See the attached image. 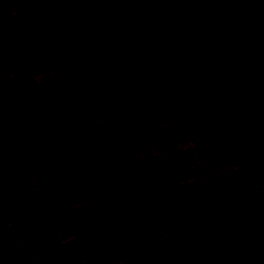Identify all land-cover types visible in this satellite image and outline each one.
<instances>
[{"label":"rangeland","instance_id":"1","mask_svg":"<svg viewBox=\"0 0 264 264\" xmlns=\"http://www.w3.org/2000/svg\"><path fill=\"white\" fill-rule=\"evenodd\" d=\"M155 1L64 0L48 5L47 0H0V166L14 168L0 188V228L21 226L14 240L16 251L0 254V264H60L75 250L80 251L75 259L79 264H126L132 252L119 249L123 230L168 239L164 207L178 202L194 208L205 232L221 227L225 204L250 206L252 219L260 225L252 243L264 255V160L251 151L264 133L263 72L258 75L259 90L249 91L252 70L264 60V0L251 5L241 0H163L180 18L173 31L147 20L131 27L127 7ZM219 10L247 14L237 35L214 26ZM26 11L33 12L32 27L14 33L8 22ZM11 48L17 54L7 59ZM141 64L153 67L161 78L182 82L187 105L222 94L241 98L211 127L169 108L165 89L145 113L132 109L122 115L111 108L99 115L92 124L94 140L129 152L145 167L148 182L166 192L147 224L137 217L135 196L127 193L129 219L115 228L110 195L92 176L87 184L91 181L94 189L82 192L78 187L73 192L81 176L25 159L58 114H84L92 103L88 92L102 81L139 83L136 69ZM23 192L52 200L60 218L46 220L37 210L14 209ZM80 219L91 222L97 237L77 236L74 225ZM29 222L30 230L23 226ZM58 224L59 231L54 229ZM42 233L50 239L39 243ZM20 253L25 258L16 262ZM150 258L151 264H165L162 253Z\"/></svg>","mask_w":264,"mask_h":264},{"label":"water","instance_id":"2","mask_svg":"<svg viewBox=\"0 0 264 264\" xmlns=\"http://www.w3.org/2000/svg\"><path fill=\"white\" fill-rule=\"evenodd\" d=\"M62 0H47L48 5L60 3ZM227 1V0H224ZM250 5L252 0H241ZM129 25L134 26L139 20L159 23L162 29L174 28L178 17L174 11L167 9L165 2L158 0L144 4H132L127 7ZM32 11H26L8 22V27L19 33L32 27ZM246 17L242 13L217 11L214 24L217 29L229 32L239 31ZM17 50L11 48L6 54L7 59L15 58ZM264 68V61L254 69L256 75ZM136 80L112 78L102 81L88 92L93 102L84 114H58L48 128L28 150L25 161L51 162L66 164L77 168L94 171L112 189L110 201L111 225L121 226L129 217L130 208L122 196V188L115 183V175L127 180V187L136 191L138 202L137 216L147 224L154 217L155 211L161 207L164 192L159 186L147 183L145 169L129 152H121L118 148H108L105 140H94L92 124L99 115L111 108L127 115L132 109L147 112L161 97V89L169 101V108L202 119L211 127L220 113L230 109L241 96L222 94L210 100H198L194 105L185 104L187 89L185 85L173 78H161L153 67L141 64L136 69ZM260 80L255 78L249 86L254 93L259 90ZM254 157L264 160V133L254 141L251 149ZM10 174L6 165L0 167V178ZM19 205L36 207L41 216L55 217L53 205L44 198L34 194H24L18 200ZM190 205L180 202L164 208L168 223L175 229V238L156 239L142 232H125L127 243L133 248V255L128 264H145L148 257L157 250H165L173 264H264V255L260 254L253 239L260 232V225L253 218V209L240 202L224 205L222 228L216 235H190L188 223L198 227L201 223L192 214ZM80 231L94 234V229L86 220L79 221ZM192 231V229H191ZM13 229L0 230V248L11 247Z\"/></svg>","mask_w":264,"mask_h":264},{"label":"flooded vegetation","instance_id":"3","mask_svg":"<svg viewBox=\"0 0 264 264\" xmlns=\"http://www.w3.org/2000/svg\"><path fill=\"white\" fill-rule=\"evenodd\" d=\"M62 1H64V0H62ZM163 1V0H162ZM224 1V0H223ZM227 1H230V0H227ZM165 2V1H164ZM252 2H253V0H252ZM61 3V2H60ZM166 3V2H165ZM47 4H48V2H47ZM56 4H59V3H56ZM252 4V3H251ZM250 4V5H251ZM166 5V4H165ZM167 7V6H166ZM167 9H169V10H171L170 8H168L167 7ZM219 11H228V10H219ZM229 12H238V13H242V14H244L245 15V17H246V20H245V22H244V24H243V26H242V28L239 30V31H234L233 29H231L229 32H224V31H222V30H220L221 32H223V33H226L227 35H237L238 34V32H240L242 29H243V27H244V25H245V23H246V21H247V14L246 13H244V12H241V11H229ZM127 13V12H126ZM177 15V17H178V22H177V25L179 24V21H180V18H179V16H178V14H176ZM128 16V15H127ZM128 20H129V18H128ZM158 26H159V28L161 29V30H163V31H165V30H168V32H170V31H173L176 27H177V25L174 27V28H171V29H162L161 27H160V25H159V23H156ZM214 26H215V24H214ZM131 27H133V26H131ZM216 27V26H215ZM188 35V34H187ZM190 36V35H189ZM262 61H264V60H262ZM262 61L261 62H259L256 66H258L260 63H262ZM255 66V67H256ZM255 67L253 68V70H252V75H253V79H255V78H259V80H260V86H261V78L258 76L259 74H262V72L264 73V68L263 69H261V70H259L258 71V73L255 75L254 74V69H255ZM260 88V87H259ZM187 93V92H186ZM186 96V95H185ZM168 100V99H167ZM169 102V101H168ZM185 103H186V100H185ZM92 104V103H91ZM90 104V105H91ZM187 104V103H186ZM190 105V104H189ZM173 110H178V111H181V110H179V109H173ZM182 112V111H181ZM223 113V112H222ZM222 113H220V114H222ZM70 114V113H69ZM219 114V115H220ZM219 117V116H218ZM218 119V118H217ZM108 148L109 149H112L111 147H109V145H108ZM125 152V151H124ZM137 161V160H136ZM138 162V161H137ZM27 163V162H26ZM36 163H38V162H36ZM40 163H42V164H44V165H46V166H51L52 168H54V169H61V170H70V171H72V173L74 174V175H79V176H81V179L82 180H79V182H78V185L76 184L75 186H73L72 187V189H73V192L78 188V187H80V191H82V192H85V191H87V190H89V189H94V186H95V184L93 185V183L90 181V183L89 184H87V182H88V179H87V177H89V176H92V178L93 179H95V181L96 182H98V183H100V184H102L105 188H106V193H108L109 195H110V201H111V191H112V189H111V187L105 182V181H103V180H101L100 178H99V176H98V174L96 173V172H94V171H89V170H85V169H81V168H77V167H75V166H71V165H66V164H55V163H51V162H40ZM139 163V162H138ZM33 164H35V163H33ZM33 164H31V165H33ZM141 164V163H140ZM142 165V164H141ZM7 166V165H6ZM1 167V166H0ZM9 167V166H8ZM144 167V166H143ZM10 168V167H9ZM144 169H145V167H144ZM12 171H14V168L13 169H11L10 168V174L9 175H7V176H4V177H2V178H0V188H2L4 185V180H6L7 178H9L10 176H11V172ZM145 177H146V170H145ZM115 183L119 186V187H121L122 188V196H123V198L127 195V193H132L134 196H135V198H136V191H135V189L133 188V187H127L126 186V184H127V180L124 178V179H122L119 175H115ZM146 180H147V178H146ZM147 183L149 184V185H151V186H158V185H152V184H150L149 182H148V180H147ZM12 187H14V185H13V183H10V186H9V189H11ZM162 190H163V192H164V196H165V194H166V192H165V190L161 187V186H159ZM9 194H11V193H9ZM24 194H34V195H38V196H40V197H42V198H44L45 200H47V201H49L52 205H53V207L55 208V212L57 213L56 214V216L55 217H52V218H49V217H43V216H41V214H40V212H39V210L36 208V207H33V206H25V205H19L18 204V200H19V198L21 197V196H23ZM163 199V198H162ZM136 200H137V198H136ZM127 203V202H126ZM138 203V202H137ZM17 204H18V206L15 208L14 207V209H17V210H28V209H34V210H37V212H38V214H39V216L41 217V218H43V219H46V220H52V219H56V218H60V216H61V212H59L58 210H59V208H58V205L56 204V203H54L52 200H49V199H47L46 197H44V196H42L41 194H37V193H34V192H23L20 196H18L17 197ZM182 205H187V204H182ZM129 206V205H128ZM162 206V205H161ZM174 206V205H173ZM192 207V206H191ZM130 208V207H129ZM164 208H166V207H164ZM4 209H8V208H4ZM158 210V209H157ZM137 212H138V208H137ZM156 212V211H155ZM192 214H194L195 215V218L196 219H199L200 221H201V223L198 225V227H196V225L194 226V224L193 223H188L187 225H186V227L188 228V229H190V232H189V234L190 235H201V234H211V235H216L218 232H219V230L222 228V223H221V227L217 230V231H215V232H205L204 231V229H205V224L203 223V220L202 219H200L199 218V216L196 214V212H195V210H194V208L192 207ZM129 216H130V214H129ZM167 216V215H166ZM138 217V216H137ZM168 218V217H167ZM128 219H129V217H128ZM127 219V220H128ZM139 219V218H138ZM81 220V219H80ZM80 220H78V222H76L75 223V225H74V227H75V230H76V233H77V236L79 237V238H82V239H84V240H92V239H94L95 237H97V235H98V230L91 224V222H89L90 224H91V226L93 227V229H94V234H90V233H88V232H83V231H80V229H79V221ZM127 220L121 225V226H119V227H122L126 222H127ZM140 220V219H139ZM87 221V220H86ZM223 221V220H222ZM141 222V221H140ZM142 223V222H141ZM142 224H144V223H142ZM169 224V223H168ZM23 226H25L24 228H26V229H28V230H30V229H32V228H30V227H28V226H30V222L29 223H26V224H23ZM61 225H57L54 229L55 230H57V231H59V230H61L62 228L60 227ZM169 227H170V229H169V231H170V235H169V237H168V240H173L174 238H175V235H176V232H175V229L169 224ZM115 228H117V227H115ZM7 229H13L14 230V236L12 237V239H11V247H10V249H8V250H6L5 248H0V254H9V253H13L14 251H16V249H17V246H16V244H15V242H14V240L17 238V236L20 234V232H21V226H14V225H11V226H6V227H2V228H0V230H7ZM191 229H192V231H191ZM125 232H141V231H127V230H123V235L125 236V239L124 240H122V241H120L119 242V249L121 250V249H123V250H125V252L128 254V252L130 251V253L132 252V255H133V248L127 243V237H126V235H125ZM143 233V232H142ZM48 239H50V236H49V234H47V233H42V234H40L39 236H38V241H39V243H43V242H46V241H48ZM130 249V250H127V249ZM84 252V251H83ZM102 252L103 253H105L104 252V250L102 249ZM80 253V251H78V250H75L74 251V253H71L70 255H69V257L70 258H66V259H64L63 261H61L60 262V264H79L78 263V261H76L75 259H76V257L78 256V254ZM156 253H162L163 255H164V257H165V264H173V261H172V259H171V257L170 256H168L167 254H166V252H165V250H157L154 254H156ZM127 254H126V256H127ZM154 254H151L149 257H148V259H147V261H146V263L145 264H151V256L152 255H154ZM100 256V255H99ZM108 256H109V254H108ZM132 257V256H131ZM24 258H25V255H23V253H20V254H18V255H16L15 256V258H14V260L17 262V261H19V260H24ZM131 259V258H130ZM130 262V260L126 263V264H128Z\"/></svg>","mask_w":264,"mask_h":264},{"label":"trees","instance_id":"4","mask_svg":"<svg viewBox=\"0 0 264 264\" xmlns=\"http://www.w3.org/2000/svg\"><path fill=\"white\" fill-rule=\"evenodd\" d=\"M94 87H96V86H94ZM94 87H93V88H94Z\"/></svg>","mask_w":264,"mask_h":264}]
</instances>
